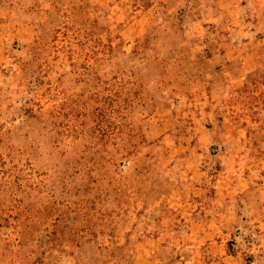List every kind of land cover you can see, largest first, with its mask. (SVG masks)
Returning <instances> with one entry per match:
<instances>
[{
	"label": "rangeland",
	"instance_id": "obj_1",
	"mask_svg": "<svg viewBox=\"0 0 264 264\" xmlns=\"http://www.w3.org/2000/svg\"><path fill=\"white\" fill-rule=\"evenodd\" d=\"M0 264H264V0H0Z\"/></svg>",
	"mask_w": 264,
	"mask_h": 264
}]
</instances>
